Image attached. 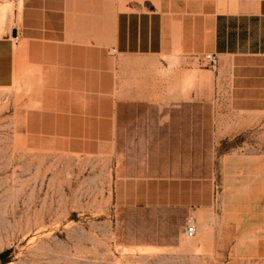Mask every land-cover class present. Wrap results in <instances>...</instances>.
<instances>
[{"label":"rangeland","instance_id":"374dc122","mask_svg":"<svg viewBox=\"0 0 264 264\" xmlns=\"http://www.w3.org/2000/svg\"><path fill=\"white\" fill-rule=\"evenodd\" d=\"M14 1L4 2L10 11ZM176 57H163L164 72H156L165 107H103L96 73L94 109L82 110L88 124L60 123L61 112L41 101L25 107L29 92L0 91V253L8 250L0 264H199L211 259L196 249L211 243L200 237L202 219L207 234H222L224 264H264L236 258L228 236L237 216L245 225L262 212L258 190H241L237 201L230 165L264 154V112L229 111L227 72L205 107L196 97L175 103L183 98L181 70L209 68ZM182 205L185 217L173 211ZM202 205L210 209L198 216ZM187 218L195 237L185 235Z\"/></svg>","mask_w":264,"mask_h":264},{"label":"crops","instance_id":"0c3cea01","mask_svg":"<svg viewBox=\"0 0 264 264\" xmlns=\"http://www.w3.org/2000/svg\"><path fill=\"white\" fill-rule=\"evenodd\" d=\"M4 2L0 91L29 92L25 107L41 101L61 112L60 123L88 124V112L82 110L94 109L96 73L102 77L103 107H165L158 98L166 91L156 80V72H164L163 57L178 62L176 56L200 58L205 53L217 56L216 68L181 70L184 99L175 103L196 97L205 107L204 98L217 99L219 73L227 72L229 111L264 112V0H15L12 11ZM230 183L237 201L241 190H248L247 195L258 190L263 205L261 213H251L248 224L245 216L236 217L228 234L236 238L232 251L236 258L264 259V154L232 158ZM173 209L182 217L189 213L183 205ZM209 209L202 205L196 214ZM202 236H211V243L196 249L211 253V259L199 264H224L222 234L214 229Z\"/></svg>","mask_w":264,"mask_h":264},{"label":"built area","instance_id":"2783aa9c","mask_svg":"<svg viewBox=\"0 0 264 264\" xmlns=\"http://www.w3.org/2000/svg\"><path fill=\"white\" fill-rule=\"evenodd\" d=\"M197 61L203 62L204 65L210 69H215L217 65V56L213 53H205L200 58H197ZM195 232L196 226L194 220L192 218H187L185 224V235L187 237H194Z\"/></svg>","mask_w":264,"mask_h":264},{"label":"bare ground","instance_id":"6f19581e","mask_svg":"<svg viewBox=\"0 0 264 264\" xmlns=\"http://www.w3.org/2000/svg\"><path fill=\"white\" fill-rule=\"evenodd\" d=\"M3 1H5V0H3ZM198 221H200V220H198ZM197 226H198V228H199L200 231L205 232L207 230V221L202 219L198 223ZM156 248L157 247H145L144 249H146V251H147V250H154V249L156 250Z\"/></svg>","mask_w":264,"mask_h":264},{"label":"trees","instance_id":"16d2710c","mask_svg":"<svg viewBox=\"0 0 264 264\" xmlns=\"http://www.w3.org/2000/svg\"><path fill=\"white\" fill-rule=\"evenodd\" d=\"M8 250L7 251H3L0 253V260H3L5 258V256L7 255Z\"/></svg>","mask_w":264,"mask_h":264},{"label":"water","instance_id":"95a60500","mask_svg":"<svg viewBox=\"0 0 264 264\" xmlns=\"http://www.w3.org/2000/svg\"><path fill=\"white\" fill-rule=\"evenodd\" d=\"M13 35H15V32H13Z\"/></svg>","mask_w":264,"mask_h":264}]
</instances>
